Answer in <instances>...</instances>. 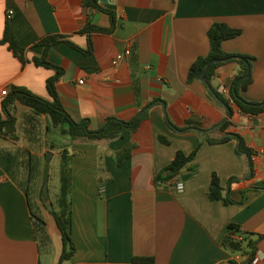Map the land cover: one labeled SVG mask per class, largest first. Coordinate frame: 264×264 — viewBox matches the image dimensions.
I'll list each match as a JSON object with an SVG mask.
<instances>
[{"label":"crops","instance_id":"1","mask_svg":"<svg viewBox=\"0 0 264 264\" xmlns=\"http://www.w3.org/2000/svg\"><path fill=\"white\" fill-rule=\"evenodd\" d=\"M98 3L114 12L116 25L111 33L82 31L87 25L111 26L108 14L85 6L83 0H0V41L9 21L26 58L22 62L8 44L0 43V109L5 98L1 92L13 86L51 99L47 80L57 70L38 67L32 59L44 54L45 48L38 45L41 39L62 35L83 49L89 47V40L93 45L92 54L66 43L48 51L47 60L64 70L56 87L72 118L78 122L89 119L95 130L112 117L126 122L140 118L135 132L126 128L120 138L97 144L72 142L54 129L66 143L51 144L59 151L67 147L71 153L76 252L64 264H135V257H152L154 264L243 262L245 257L224 248L223 241L230 223L264 235V190L251 188H264V113L246 114L233 103L230 87L241 69L238 61L219 68L209 83L213 92L203 79L189 83L188 72L195 60L208 55L211 26L226 23L241 29L242 34L226 40L223 49L255 58L254 82L242 95L250 102H263L264 0ZM9 11L14 13L11 18ZM127 49L131 54L117 61V55ZM224 87L229 88L228 93L221 92ZM214 91L233 106L227 132L216 128L230 116ZM14 112L18 124V112L26 121L30 114L19 103L14 105ZM229 132L241 134L258 154L254 156L255 176L230 188V196L243 202L226 205L210 199L211 176L217 173L227 189L231 177H246L248 161L236 152V140L210 144L207 138H221ZM19 136V141L0 137V264H57L63 249L60 230L41 197L31 194L37 168L31 174L27 151L40 155L27 143L22 144ZM159 136H165L170 145L163 144ZM128 143L136 147L131 157L118 165L115 154ZM200 144L197 156L177 176L156 181L179 150L190 154ZM54 156L59 181L55 200L62 160L61 155ZM179 183L183 184L182 191L178 190ZM30 203L45 222L48 240L37 236ZM233 238L237 242L241 236L236 233ZM252 264H264V239L257 245Z\"/></svg>","mask_w":264,"mask_h":264},{"label":"trees","instance_id":"2","mask_svg":"<svg viewBox=\"0 0 264 264\" xmlns=\"http://www.w3.org/2000/svg\"><path fill=\"white\" fill-rule=\"evenodd\" d=\"M99 0H83L85 6H90L101 10L108 14L111 19V26L108 28H102L98 26L87 25L82 31L91 32H102L111 33L115 29V15L114 12L108 9H104L99 5ZM242 34L241 29L230 27L228 24L223 22H217L211 26L208 31L210 40V50L208 55L201 56L191 65L188 72V82L191 83L194 80H201L202 75L206 67L210 62H213L206 72V78L210 83L212 78L216 76L219 68L225 63L231 61H238L241 69L238 75L234 78L230 87V97L233 103L240 108L243 113L250 115H258L264 113V101L261 103L250 102L243 97V93L248 90L250 85L254 82L253 77V61L254 57L245 54L228 53L223 49V43L226 40L234 39ZM1 44H8L10 50L18 57L22 62L26 61L25 49L20 45L17 37L15 36L9 21L6 22L4 35ZM66 43L75 50H78L84 54L93 53V45L89 40V47L83 49L76 44L68 41L66 37L62 35H48L38 42L45 48L44 54L40 57L36 56L32 59V62L38 67L55 68L57 74L47 80V91L50 100L42 98L30 90L13 86L8 92V95L2 101L0 109V137L10 141H19L20 136L18 134V117L14 112V105L19 103L22 106L29 109L30 114L26 115L28 123L39 124L40 117L46 121V134H52L54 129L60 131L62 135H68L72 142H82L87 144H97L101 141H114L121 137L124 129L128 128L131 132H135L139 126L140 118L132 122H126L118 118H109L104 127L101 129H92L91 122L89 119L82 121H76L66 111L63 106L62 100L58 93L56 83L61 78L64 70L50 63L47 60L48 51L55 45ZM215 94L220 98L222 103L227 109V113L230 112V118L217 125V129L222 132H227V129L232 125L231 117L233 115V106L230 101H227L219 92L214 91ZM160 141L165 145H170V141L165 136H159ZM230 140H236V152L240 155H244L248 161L249 171L245 178L240 179L238 177H231L228 180L227 189H224L221 185L220 177L217 173H213L211 176L209 186V197L212 201H223L224 204L230 205L235 203H242L243 200L237 202L230 196V188L233 183L240 182L241 180H250L255 176V162L254 156L258 152L250 147L244 137L239 133H227L226 136L221 138H207L210 144L226 143ZM135 144L128 143L122 150L115 154V159L118 165L124 163V161L131 157L132 152L135 148ZM201 144L198 145L190 154H186L182 150H179L172 163L162 172L156 176V181H169L179 174V172L191 163L197 156L200 150ZM56 145L48 144V151L54 150ZM28 167L31 171L37 168L38 158L31 152H28ZM73 154L81 155L80 152H74ZM71 153L67 147H63L61 150V166H60V189L57 198L49 203L43 198V187L47 181V165H44V177L41 187L40 197L44 204L47 206L48 211L53 215L56 224L60 230L62 236V254L57 264H64L70 260L76 252V244L73 240V204L71 197V167H70ZM47 160V156H46ZM32 176V175H30ZM31 178L27 181L28 185L31 182ZM254 190H264L260 187H251ZM226 191V193H225ZM27 194L29 191L27 189ZM245 191L243 192V196ZM31 208V203H30ZM32 217L34 219V226L37 236L42 240H48L46 233L45 222L38 216L31 208ZM228 235L223 241V246L230 250V243L235 242L233 235L239 233L241 239L236 243H243L247 241V247H241L238 251H232L233 253H239L245 257V260L239 263L237 260L232 259L227 263L219 264H252L257 256V245L260 240L264 239V235L255 234L243 231L241 226L236 223H230L228 225ZM253 237H256L253 238ZM135 264H154L155 259L152 257H135L133 259Z\"/></svg>","mask_w":264,"mask_h":264},{"label":"rangeland","instance_id":"3","mask_svg":"<svg viewBox=\"0 0 264 264\" xmlns=\"http://www.w3.org/2000/svg\"><path fill=\"white\" fill-rule=\"evenodd\" d=\"M23 112V111H22ZM22 112H18L20 122L18 124V132L19 135L22 136V144H28L30 149L35 152V154H38L40 156H37L39 159V163L37 164V169L34 171V179L31 184V194L34 197L37 195V198L40 197V191L41 186L43 183V170H44V164L46 162V156L43 154V152L48 149V144L54 142V144H64L66 143L65 138L62 136H57L55 132L49 135L45 134V120L43 118L40 119L39 124L28 123L25 120V115L22 114ZM56 142V143H55ZM58 147V146H56ZM62 150V149H61ZM61 150L59 151V147L55 148L53 151L49 150L53 153V157L51 160V165L49 168V179H48V187H49V198L45 200L47 203H49L50 200L54 201V192L55 189L58 190L59 188V181H58V173L56 169V160L54 159V154H57L58 156L61 155ZM48 151V150H47ZM61 157V156H60ZM54 160V161H53ZM47 175V172H46ZM42 204H44L43 201H41ZM247 241H244L243 243H240L243 248L247 247Z\"/></svg>","mask_w":264,"mask_h":264},{"label":"water","instance_id":"4","mask_svg":"<svg viewBox=\"0 0 264 264\" xmlns=\"http://www.w3.org/2000/svg\"><path fill=\"white\" fill-rule=\"evenodd\" d=\"M212 63L213 62H210L208 64V66L206 67V69L204 70L203 75H202V79H203L204 83H206L208 85V87H209V89H210L211 92H213V91H212L211 87L209 86V82H208V80L206 78V72H207L208 68L210 67V65ZM228 116H230V112L228 113ZM226 120L227 119H225V121ZM46 156H47V181L44 184L43 193H42L43 194V198L45 200H47L49 198V187H48V177H49V174H48V172H49L51 160H52V157H53V153L50 152V151H48L47 154H46ZM229 247L232 250H234V251H238L242 247V245L240 243L232 242V243H230Z\"/></svg>","mask_w":264,"mask_h":264},{"label":"built area","instance_id":"5","mask_svg":"<svg viewBox=\"0 0 264 264\" xmlns=\"http://www.w3.org/2000/svg\"><path fill=\"white\" fill-rule=\"evenodd\" d=\"M13 14H14L13 11H9V12H8V18H11V16H12ZM130 54H131V49H127L124 53H121V54L117 55V61H120L121 59H123L124 56H129ZM80 83L83 84L84 81L81 80ZM8 92H9V91H8L7 89L3 90V91L1 92V96H3V97L7 96V95H8ZM221 92H223V93H228V92H229V88L224 87V88H222ZM177 187H178V190H179V191H182V189H183V184L179 183V184L177 185Z\"/></svg>","mask_w":264,"mask_h":264}]
</instances>
